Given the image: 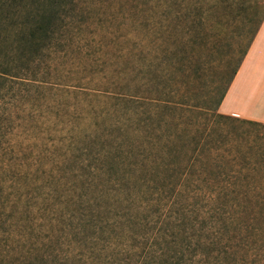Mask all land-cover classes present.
I'll list each match as a JSON object with an SVG mask.
<instances>
[{
	"label": "rangeland",
	"instance_id": "1",
	"mask_svg": "<svg viewBox=\"0 0 264 264\" xmlns=\"http://www.w3.org/2000/svg\"><path fill=\"white\" fill-rule=\"evenodd\" d=\"M1 1L0 18H10L0 23V67L12 75L0 77V264H141L142 237L161 226L171 255L220 229L224 243L255 248L239 260L263 263L264 168L236 175L258 187L244 210L229 208L233 197L166 202L154 192L161 178L147 188L133 167L141 151L171 147L177 163L179 151L219 144L189 139L195 132L264 146V123L215 116L217 86L264 0Z\"/></svg>",
	"mask_w": 264,
	"mask_h": 264
},
{
	"label": "trees",
	"instance_id": "2",
	"mask_svg": "<svg viewBox=\"0 0 264 264\" xmlns=\"http://www.w3.org/2000/svg\"><path fill=\"white\" fill-rule=\"evenodd\" d=\"M1 2V5L4 6L7 0H2ZM8 18H10L9 15H5V18H0V23ZM263 20L264 13L260 17L246 47L241 49V54L235 65L232 67L229 77L225 80L224 85L217 86V88L220 89V94L218 99H216L215 105V116L218 119V122L235 120L253 125L261 124L257 121L241 119L239 117L219 113L218 108L225 98L232 81L247 55L249 47ZM45 27L46 25H39L37 29L43 30ZM8 72L10 71L0 67V77L4 79L9 78L12 74H9ZM131 99L134 101V96H132ZM150 100H152V102L158 101L156 99ZM210 137L212 138L210 139ZM189 139L194 141L198 140L199 143H202L203 140L205 142L211 140L214 143L219 144L211 146L209 145L210 143H206L205 145L179 151V154L176 156H180V158L183 156V161L177 163H173L172 160L167 161V158L172 154H176L174 153L175 150L169 146V149L163 148L160 151L147 150L144 151L143 154L141 151V156L139 157L138 163H136L137 167L135 166L133 169H138L139 172L144 173V182L148 186L147 188H150V180L161 178L160 182H162L163 185L156 187L154 192L159 196H166V199L168 198L166 202L170 201L171 198L175 199L178 197L179 193H187L189 194L188 198L193 199L199 197L201 199L204 197L206 199L208 198L209 200H213V205H219L221 202L218 201L222 197H233L236 201L230 202L228 200V204L231 206L229 208L232 209L234 206H238L246 210L248 204H245L243 201L246 203L252 202V197L256 196L258 193V187L253 179L242 181L243 178H239L238 176L243 173L256 174L257 170L264 168V146L260 144L256 138H251L249 136L241 137L223 131H217L216 134L209 133L207 135H199L195 132V134L189 136ZM254 145H260L263 148L254 150ZM144 146H141L140 150H142ZM132 148L133 150L135 149L134 145ZM258 151L260 157L256 156ZM220 209L216 206L214 210L218 214H221L222 217H230L224 215V212H220ZM228 213L230 214L231 211L228 210ZM234 213L236 212L234 211ZM169 218H172L173 220L176 219V217H172L171 213H167L165 215L167 223L171 220ZM163 224L165 225V221H163L162 225ZM208 230H212V225L208 227ZM218 231V234H216L217 236L215 235L209 241H200V239H198L197 245L193 244L196 247L192 248V243H188V245L179 249L180 247L176 245V248L173 249L171 255L168 251L170 250V247L167 246L165 248L161 244V241H168L166 238V235H168V233H166L167 229L165 226H161L154 234L152 233L150 236L145 234V236L142 237V242L140 243L143 245L141 264H156L157 262L158 264H164L167 262L171 264H224L221 256L224 258V261L233 260V262L229 264H249L246 263L247 261H241V259H238V254H240L242 250L249 252L252 249L253 252H255V248L249 244L248 239L241 238L242 241H237L234 244L224 243V237L220 238L222 231L220 229ZM132 237L139 239V237L133 234ZM169 242L167 244H169ZM158 245H160L159 248H157ZM216 245L219 246L221 251H218L217 255L212 256V251L214 249L210 247H216ZM190 250L193 252L192 256L187 257L186 251ZM161 258L163 259L160 263ZM169 258H171V261ZM211 259H216V261ZM129 263L130 261L126 262V264ZM257 264H264V260L263 263L259 261Z\"/></svg>",
	"mask_w": 264,
	"mask_h": 264
},
{
	"label": "crops",
	"instance_id": "3",
	"mask_svg": "<svg viewBox=\"0 0 264 264\" xmlns=\"http://www.w3.org/2000/svg\"><path fill=\"white\" fill-rule=\"evenodd\" d=\"M219 110L264 123V20Z\"/></svg>",
	"mask_w": 264,
	"mask_h": 264
}]
</instances>
